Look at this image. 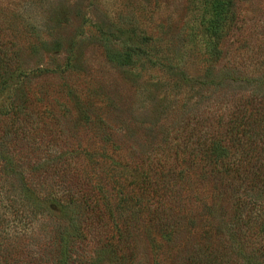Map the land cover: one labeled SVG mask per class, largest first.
I'll return each mask as SVG.
<instances>
[{"label":"rangeland","instance_id":"374dc122","mask_svg":"<svg viewBox=\"0 0 264 264\" xmlns=\"http://www.w3.org/2000/svg\"><path fill=\"white\" fill-rule=\"evenodd\" d=\"M217 1L0 0V39L20 46V69L32 71L10 93L12 100L26 98L29 118L21 116L16 124L0 116L4 149L22 171L9 178L0 172V246L13 248V264H118L108 241L119 242L122 233L110 231V217L121 215V223L129 225L149 219L154 207L137 180L138 158H151L156 144L183 137L199 121L237 111L264 73V0H224L230 4V26L219 48L206 30ZM99 29L144 43L133 70L109 61L104 48L109 44ZM65 66L69 72L63 77L43 72L58 73ZM209 69L215 75L224 70L229 78L214 88L203 79ZM9 100L0 94V111ZM115 140L122 156L111 164L106 154L116 159ZM22 183L41 197L72 201L81 236L58 237L60 230L54 243L52 231L61 221L51 205L52 213L34 210L36 221L24 225L23 195L12 197ZM118 190L124 193L122 204ZM135 196L142 203L128 205ZM103 197L117 208L113 216L95 210L93 202ZM150 226L140 229L153 232ZM259 245L264 237L256 243L248 239L247 261L257 259L252 253ZM146 257L148 264L151 254Z\"/></svg>","mask_w":264,"mask_h":264},{"label":"trees","instance_id":"16d2710c","mask_svg":"<svg viewBox=\"0 0 264 264\" xmlns=\"http://www.w3.org/2000/svg\"><path fill=\"white\" fill-rule=\"evenodd\" d=\"M229 6L228 1L218 0L206 29L218 48L230 26ZM98 32L109 44L104 46L109 61L133 70L144 55V43L133 41V35L120 40L115 39L111 32V35L100 29ZM114 33L119 38L123 34L118 28ZM21 49L0 39V94L6 95V100L10 99L0 111V116L16 124L21 116L29 118L31 114L25 97L19 102L10 96L12 87L32 73L20 69L18 55ZM65 62L67 68L74 67L73 64L69 65V59ZM66 66L58 73L48 69L43 72L63 77L69 72ZM227 78L229 75L224 70L215 75L209 69L203 75V79L217 89L224 85ZM70 94V90L67 91V96ZM225 94L226 91L222 95ZM4 140L5 136L0 137V172L6 178L21 176L22 171H17L11 156L4 149ZM112 147L118 151L116 159L106 156L114 164L122 156L123 148L119 140H115ZM154 148L150 151L151 158L141 155L139 163L136 161L141 165L137 180L143 186L146 202L149 198L154 202L150 218L139 217L136 223V217H133L135 223L127 225L121 223V215H116L115 218L110 217L108 222L111 232L117 228L122 233L119 242L113 239L108 241L111 253L119 255L116 256L119 258L118 264H147L146 253L151 254L148 264H163L164 258L168 264H240L246 260L245 250L248 249L245 245L248 239L256 243L259 237H264V73L260 74L248 96L244 97L232 115L214 122L199 121L194 130L183 137L170 143L161 142ZM146 164L148 169L144 168ZM150 170L152 174L148 172ZM22 186L24 183L12 197L17 201L23 195L20 218L24 225L29 226L36 221L34 210L52 213L53 209L55 219L61 221L58 223L59 230L52 231L54 243L60 230L58 237L81 236L80 221L71 216L69 209L74 206L72 201H64L54 195L44 198L29 185L25 190ZM118 194V204L124 203V193L118 190ZM140 198L132 197L128 205L136 207L142 203ZM93 204L97 206L95 210L104 216L107 212L113 216L117 210L105 197L98 198ZM138 220H141V225ZM144 224H151L153 232L141 231L140 227ZM7 237L4 235L5 239ZM263 252L264 246H257L252 253H258L257 259L250 257V260L242 263L263 264ZM12 254L14 256L13 248L0 246V264L15 263ZM120 254L126 261L121 262Z\"/></svg>","mask_w":264,"mask_h":264}]
</instances>
